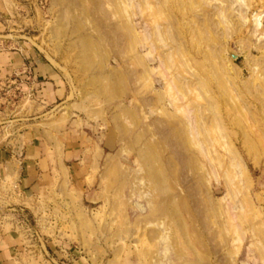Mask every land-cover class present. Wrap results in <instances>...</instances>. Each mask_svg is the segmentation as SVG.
Here are the masks:
<instances>
[{
    "label": "rangeland",
    "instance_id": "1",
    "mask_svg": "<svg viewBox=\"0 0 264 264\" xmlns=\"http://www.w3.org/2000/svg\"><path fill=\"white\" fill-rule=\"evenodd\" d=\"M0 264H264V0H0Z\"/></svg>",
    "mask_w": 264,
    "mask_h": 264
},
{
    "label": "crops",
    "instance_id": "2",
    "mask_svg": "<svg viewBox=\"0 0 264 264\" xmlns=\"http://www.w3.org/2000/svg\"><path fill=\"white\" fill-rule=\"evenodd\" d=\"M34 63L36 64V67H32V70H34V76H38V79L40 77V74L42 73L41 69H44L43 74L46 76L47 80L42 82V87L40 88V92L43 93V95H48L49 98H55V92L54 88L55 85H58L59 83V76L56 77V72L53 70V68L49 65L48 67H42V64L40 62H36L34 60ZM58 80V81H57ZM32 175V174H30ZM28 175V176H30ZM28 180L29 177H28Z\"/></svg>",
    "mask_w": 264,
    "mask_h": 264
},
{
    "label": "water",
    "instance_id": "3",
    "mask_svg": "<svg viewBox=\"0 0 264 264\" xmlns=\"http://www.w3.org/2000/svg\"><path fill=\"white\" fill-rule=\"evenodd\" d=\"M226 53H228L233 59H236L239 57V54L236 52V50H234L232 47H230L229 45H226L225 48Z\"/></svg>",
    "mask_w": 264,
    "mask_h": 264
},
{
    "label": "bare ground",
    "instance_id": "4",
    "mask_svg": "<svg viewBox=\"0 0 264 264\" xmlns=\"http://www.w3.org/2000/svg\"><path fill=\"white\" fill-rule=\"evenodd\" d=\"M258 19V18H257ZM259 23V22H258Z\"/></svg>",
    "mask_w": 264,
    "mask_h": 264
}]
</instances>
